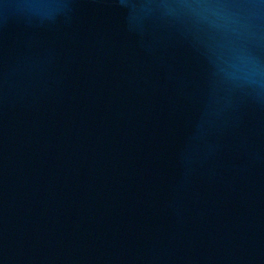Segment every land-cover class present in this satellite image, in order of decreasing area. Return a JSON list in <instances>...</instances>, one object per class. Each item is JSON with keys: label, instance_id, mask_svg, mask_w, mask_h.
Segmentation results:
<instances>
[{"label": "water", "instance_id": "water-1", "mask_svg": "<svg viewBox=\"0 0 264 264\" xmlns=\"http://www.w3.org/2000/svg\"><path fill=\"white\" fill-rule=\"evenodd\" d=\"M0 264H264V0H0Z\"/></svg>", "mask_w": 264, "mask_h": 264}]
</instances>
